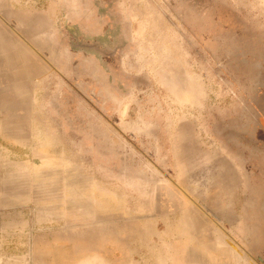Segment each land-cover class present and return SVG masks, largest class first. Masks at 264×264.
I'll return each mask as SVG.
<instances>
[{"label": "rangeland", "instance_id": "374dc122", "mask_svg": "<svg viewBox=\"0 0 264 264\" xmlns=\"http://www.w3.org/2000/svg\"><path fill=\"white\" fill-rule=\"evenodd\" d=\"M263 261L264 0H0V264Z\"/></svg>", "mask_w": 264, "mask_h": 264}, {"label": "water", "instance_id": "95a60500", "mask_svg": "<svg viewBox=\"0 0 264 264\" xmlns=\"http://www.w3.org/2000/svg\"><path fill=\"white\" fill-rule=\"evenodd\" d=\"M212 215V214H211ZM214 218H215V216L214 215H212Z\"/></svg>", "mask_w": 264, "mask_h": 264}, {"label": "flooded vegetation", "instance_id": "af4514ba", "mask_svg": "<svg viewBox=\"0 0 264 264\" xmlns=\"http://www.w3.org/2000/svg\"><path fill=\"white\" fill-rule=\"evenodd\" d=\"M263 264H264V261H263Z\"/></svg>", "mask_w": 264, "mask_h": 264}]
</instances>
